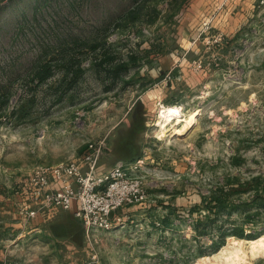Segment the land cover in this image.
Wrapping results in <instances>:
<instances>
[{
    "label": "rangeland",
    "instance_id": "374dc122",
    "mask_svg": "<svg viewBox=\"0 0 264 264\" xmlns=\"http://www.w3.org/2000/svg\"><path fill=\"white\" fill-rule=\"evenodd\" d=\"M215 2L0 0V264H264V240L252 249L227 238L199 257L176 215L177 226L160 225L166 205L182 213L228 177H264V15L255 9L210 45L201 22ZM100 59L125 69L112 80ZM69 60L76 75L65 76ZM42 61L54 74L37 86ZM172 113L189 117L187 127L166 124ZM99 142L101 169L142 161L144 198L122 209L120 225L87 235L72 211L20 214L28 173Z\"/></svg>",
    "mask_w": 264,
    "mask_h": 264
},
{
    "label": "built area",
    "instance_id": "2783aa9c",
    "mask_svg": "<svg viewBox=\"0 0 264 264\" xmlns=\"http://www.w3.org/2000/svg\"><path fill=\"white\" fill-rule=\"evenodd\" d=\"M230 1L222 0L219 9ZM257 8H264V0H258ZM212 19L213 16L201 22V32H210L208 44L218 45L224 34L212 31ZM193 67L201 68L200 59L193 62ZM105 146L103 142L89 143L79 159L33 169L22 190L16 192L21 199L20 214L32 220L40 210L72 211L87 235L120 225L125 218L122 209L144 198V183L138 175L142 161H136L135 165L120 161L110 169L100 170L99 160Z\"/></svg>",
    "mask_w": 264,
    "mask_h": 264
},
{
    "label": "trees",
    "instance_id": "16d2710c",
    "mask_svg": "<svg viewBox=\"0 0 264 264\" xmlns=\"http://www.w3.org/2000/svg\"><path fill=\"white\" fill-rule=\"evenodd\" d=\"M186 2V0H182ZM38 11L34 6L33 18ZM155 12V7L153 6ZM30 20L26 17L17 21L18 30H22ZM152 23V21L150 22ZM108 60L100 59L96 64L107 77L116 80L125 69L123 64L111 68ZM65 76L76 75L79 71V63L67 61L64 65ZM53 67L48 61L40 62L32 72L31 79L39 85L44 84L53 76ZM9 91L2 96V104L9 101ZM168 213L161 219V229L177 226L171 221L172 215L178 225H187L193 233L198 244L196 255L199 257L206 253H215L224 246L227 238L229 242H241L254 240L264 233V177L257 176L241 181L239 177H228L211 187L207 193L200 194L197 204L189 207L182 213L177 209L166 205Z\"/></svg>",
    "mask_w": 264,
    "mask_h": 264
},
{
    "label": "crops",
    "instance_id": "0c3cea01",
    "mask_svg": "<svg viewBox=\"0 0 264 264\" xmlns=\"http://www.w3.org/2000/svg\"><path fill=\"white\" fill-rule=\"evenodd\" d=\"M221 1L216 0L214 8L210 10L208 17L213 16L212 31H220L226 38H232L248 18L253 19L255 13H257L256 10H259L264 15V8H257L258 0H232L219 9ZM101 168L100 166L99 169L104 170Z\"/></svg>",
    "mask_w": 264,
    "mask_h": 264
},
{
    "label": "bare ground",
    "instance_id": "6f19581e",
    "mask_svg": "<svg viewBox=\"0 0 264 264\" xmlns=\"http://www.w3.org/2000/svg\"><path fill=\"white\" fill-rule=\"evenodd\" d=\"M190 118L189 117H185L183 119H180L176 113H172L169 114L168 117L166 118V124H169L171 126H173L175 128L176 131H180L182 129H184L185 127H187V124L189 122ZM264 240V236H260L259 238L255 239V240H250V241H241V242H234L231 245L234 246H241V245H248L250 246L252 249H255L256 247H259L260 244L263 242ZM226 247H224L223 251H226L225 249ZM228 248V247H227ZM228 250V249H227ZM230 254V253H229ZM228 254V256H229ZM219 255V254H218ZM220 256V255H219ZM218 256V257H219ZM231 256V255H230ZM238 258V257H237ZM242 259V258H241Z\"/></svg>",
    "mask_w": 264,
    "mask_h": 264
},
{
    "label": "water",
    "instance_id": "95a60500",
    "mask_svg": "<svg viewBox=\"0 0 264 264\" xmlns=\"http://www.w3.org/2000/svg\"><path fill=\"white\" fill-rule=\"evenodd\" d=\"M111 216V215H110Z\"/></svg>",
    "mask_w": 264,
    "mask_h": 264
}]
</instances>
